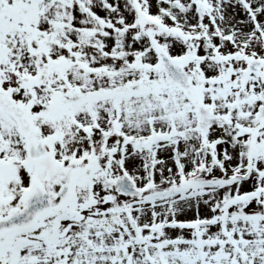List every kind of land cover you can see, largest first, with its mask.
Here are the masks:
<instances>
[{"label": "snow or ice", "instance_id": "obj_1", "mask_svg": "<svg viewBox=\"0 0 264 264\" xmlns=\"http://www.w3.org/2000/svg\"><path fill=\"white\" fill-rule=\"evenodd\" d=\"M0 264H264V0H0Z\"/></svg>", "mask_w": 264, "mask_h": 264}]
</instances>
